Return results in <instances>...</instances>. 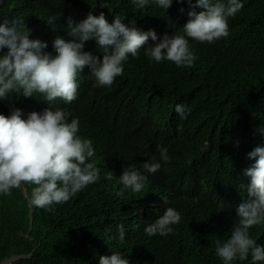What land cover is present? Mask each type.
Returning a JSON list of instances; mask_svg holds the SVG:
<instances>
[{
    "label": "trees",
    "instance_id": "obj_1",
    "mask_svg": "<svg viewBox=\"0 0 264 264\" xmlns=\"http://www.w3.org/2000/svg\"><path fill=\"white\" fill-rule=\"evenodd\" d=\"M240 2L244 8L228 21L227 39L189 41L197 57L192 67L150 63L141 50L129 56L110 87H93L85 69L76 99L53 102L69 121L79 119L78 134L91 141L100 178L51 213L29 206L31 185L0 196V264L12 258L18 259L11 264H98L110 250L130 264H222L214 241L230 236L235 207L247 198V153L264 144L257 131L264 124V0ZM188 10L186 2L175 0L167 11L154 5L136 9L130 0H0V16L24 20L30 38L47 41L48 51L56 35H66L68 17L78 22L102 11L107 18L126 16L135 27L183 34ZM92 49L96 53L95 43ZM178 103L189 109L185 120L174 112ZM12 105L24 113L48 106L39 97L13 95L11 102H0V114L8 115ZM157 145L166 149L168 162L147 174L140 193L118 196L123 167L143 172L148 157L160 160ZM168 207L181 216L174 231L147 236L145 226ZM119 224L125 228L122 244L110 240ZM249 233L264 245V224ZM233 264H250V257Z\"/></svg>",
    "mask_w": 264,
    "mask_h": 264
},
{
    "label": "clouds",
    "instance_id": "obj_2",
    "mask_svg": "<svg viewBox=\"0 0 264 264\" xmlns=\"http://www.w3.org/2000/svg\"><path fill=\"white\" fill-rule=\"evenodd\" d=\"M136 9L147 10L149 5L167 11L174 0H130ZM188 5L187 22L182 33H165L160 27H135L126 24L120 14L107 18L89 12L80 21L67 19L66 35H56L49 44L30 38L25 21L15 16H0V102H11L12 96L35 97L47 102L37 112L24 113L10 106L9 114H0V196L12 189L31 185L28 204L45 212H54L55 206L68 202L78 192L99 178V170L92 157L95 149L91 141L79 135L78 118L69 121V114L52 106L57 99L71 103L76 99L78 77L85 69L93 78V87H110L121 76L129 56L137 57L141 50L148 62H172L177 68H190L197 57L190 40L214 43L227 39L228 21L242 12L240 0H175ZM102 6V5H101ZM103 7V6H102ZM202 9L197 11L196 9ZM180 8L179 14L184 15ZM177 11L169 15L173 17ZM67 37V38H65ZM151 40V42H149ZM87 42L88 45H87ZM96 45V53L92 49ZM6 50V51H5ZM174 112L185 120L189 109L176 104ZM257 131L264 135V124ZM236 147L239 141L235 142ZM160 160L148 157L142 163L143 172L134 166L123 167L119 176L118 196L126 190L140 193L146 186L147 174L156 173L168 162L166 149L157 145ZM252 161L243 170L247 198L235 207L237 220L226 240L214 241L215 256L222 264L249 260L250 264H264V245L250 237L251 227L264 224V144L247 153ZM105 179H113L112 172ZM223 211V205H219ZM181 220L180 213L168 207L164 213L144 228L147 236H167ZM116 244L125 240L123 224L117 225L110 237ZM110 249V248H109ZM98 264H130L119 251L101 255Z\"/></svg>",
    "mask_w": 264,
    "mask_h": 264
},
{
    "label": "water",
    "instance_id": "obj_3",
    "mask_svg": "<svg viewBox=\"0 0 264 264\" xmlns=\"http://www.w3.org/2000/svg\"><path fill=\"white\" fill-rule=\"evenodd\" d=\"M26 190V196H28V192H27V188H25ZM18 258H12L11 260H6V261H11L14 262L15 260H17ZM6 261L2 262L1 264H6Z\"/></svg>",
    "mask_w": 264,
    "mask_h": 264
},
{
    "label": "rangeland",
    "instance_id": "obj_4",
    "mask_svg": "<svg viewBox=\"0 0 264 264\" xmlns=\"http://www.w3.org/2000/svg\"><path fill=\"white\" fill-rule=\"evenodd\" d=\"M12 262L11 261H6V264H11Z\"/></svg>",
    "mask_w": 264,
    "mask_h": 264
}]
</instances>
